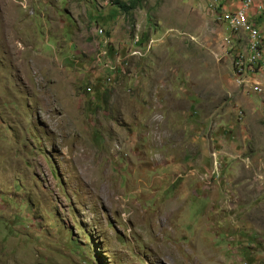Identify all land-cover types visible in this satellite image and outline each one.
Here are the masks:
<instances>
[{
	"label": "rangeland",
	"instance_id": "rangeland-1",
	"mask_svg": "<svg viewBox=\"0 0 264 264\" xmlns=\"http://www.w3.org/2000/svg\"><path fill=\"white\" fill-rule=\"evenodd\" d=\"M118 1L0 0V264H264L251 0Z\"/></svg>",
	"mask_w": 264,
	"mask_h": 264
},
{
	"label": "crops",
	"instance_id": "crops-1",
	"mask_svg": "<svg viewBox=\"0 0 264 264\" xmlns=\"http://www.w3.org/2000/svg\"><path fill=\"white\" fill-rule=\"evenodd\" d=\"M230 1H231V5L228 9L226 16L231 15L238 8V1L237 0H230ZM250 2H251V4H249V7H248V13L250 15V20L255 23V27L257 28L259 34L261 35L262 38H264V0H253V2L251 0ZM252 3H253V6H252ZM258 5H260V6H258ZM260 7H262V11L259 10ZM251 25L254 26L253 24H251ZM247 30H249V28ZM262 46L264 49V40L262 42ZM252 76H254V75H252ZM259 76L263 78L262 81L260 80ZM259 81H261V82H259ZM263 81H264V73L263 72L258 73L254 77L250 76V83L258 82L255 85L263 83Z\"/></svg>",
	"mask_w": 264,
	"mask_h": 264
},
{
	"label": "built area",
	"instance_id": "built-area-1",
	"mask_svg": "<svg viewBox=\"0 0 264 264\" xmlns=\"http://www.w3.org/2000/svg\"><path fill=\"white\" fill-rule=\"evenodd\" d=\"M239 9H246L247 10V0H238V8L235 10V14L232 16V17H229V18H222V24L226 27V22L228 20H233V18L237 17V11ZM247 13H248V10H247ZM248 21H249V24H254L253 21L250 20V15L248 13ZM230 33H232L230 31ZM236 59H237V53L235 54V56L233 57V64H232V71H233V77H236ZM264 67V66H263ZM247 74L250 75L251 77H254L252 76L248 71H247Z\"/></svg>",
	"mask_w": 264,
	"mask_h": 264
},
{
	"label": "trees",
	"instance_id": "trees-1",
	"mask_svg": "<svg viewBox=\"0 0 264 264\" xmlns=\"http://www.w3.org/2000/svg\"><path fill=\"white\" fill-rule=\"evenodd\" d=\"M113 6L117 9H121L123 11H126L127 9H132L135 6V2H131L130 6L126 7L125 5L121 4L118 0H114Z\"/></svg>",
	"mask_w": 264,
	"mask_h": 264
},
{
	"label": "bare ground",
	"instance_id": "bare-ground-1",
	"mask_svg": "<svg viewBox=\"0 0 264 264\" xmlns=\"http://www.w3.org/2000/svg\"><path fill=\"white\" fill-rule=\"evenodd\" d=\"M232 15V14H231ZM230 15V16H231ZM229 18V17H228ZM250 30H257V29H252L251 27H250V24H249V30H248V32H250ZM244 32V31H243ZM248 32H247V38H248ZM247 51H248V40H247ZM243 54H239L238 55V52H237V59H236V77H237V60H238V57L239 56H242ZM251 75H253L250 71H248ZM239 74V73H238ZM240 75H243V74H240Z\"/></svg>",
	"mask_w": 264,
	"mask_h": 264
}]
</instances>
